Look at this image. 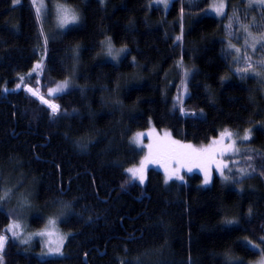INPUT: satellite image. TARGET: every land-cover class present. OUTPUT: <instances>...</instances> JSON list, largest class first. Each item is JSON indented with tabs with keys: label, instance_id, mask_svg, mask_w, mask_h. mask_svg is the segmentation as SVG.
<instances>
[{
	"label": "trees",
	"instance_id": "16d2710c",
	"mask_svg": "<svg viewBox=\"0 0 264 264\" xmlns=\"http://www.w3.org/2000/svg\"><path fill=\"white\" fill-rule=\"evenodd\" d=\"M69 1L80 24L43 40L29 0H0V165L34 186L36 227L54 216L69 233L62 257L40 260L9 236L0 210V264H246L264 254V94L226 45L229 16L247 0H227L223 19L200 16L210 0L166 10L150 0ZM105 38L127 47L116 63L101 57ZM183 65L188 94L178 100ZM68 78L70 89L49 94ZM150 124L194 144L225 130L252 137L239 143V170L214 174L207 188L197 173L165 183L153 168L140 185L126 173L140 157L130 141Z\"/></svg>",
	"mask_w": 264,
	"mask_h": 264
},
{
	"label": "rangeland",
	"instance_id": "374dc122",
	"mask_svg": "<svg viewBox=\"0 0 264 264\" xmlns=\"http://www.w3.org/2000/svg\"><path fill=\"white\" fill-rule=\"evenodd\" d=\"M21 0H12L13 5L20 3ZM104 0L103 3H105ZM152 5H159L164 10L168 9L173 0H150ZM38 25L39 32L43 40H47L48 36L58 35L68 28L77 26L81 21V12L79 8L69 0H29ZM222 7V11H218ZM70 9L78 17L74 23H69L65 27H61L60 20L62 16V9ZM243 9H234L229 16V27H232L228 32L227 49L234 53V63L237 70L243 72L244 69H250L245 73L246 76L252 77L257 82V87L261 89L264 94V17L263 20L258 19L255 10L259 9L264 13V0H247ZM244 11L246 14H244ZM227 12V0H210L208 7L200 13V16L209 15L217 19H223ZM248 16L245 20L244 17ZM264 15V14H263ZM261 34V35H260ZM232 39V40H231ZM109 44L111 45L112 55H109ZM126 49V46H115L109 38H105L102 44L101 57L103 60L118 62L126 53L119 52L120 49ZM118 54V56H117ZM233 55V54H232ZM112 56H117L113 59ZM234 68V69H235ZM41 69V65H36L35 70ZM188 68L181 66L182 80L180 82V96L178 100H183L188 94L187 81L189 79ZM245 72V71H244ZM242 75V74H241ZM23 77V76H22ZM67 81L68 87L64 91L52 94L50 90L57 88L58 85L64 84ZM39 82V81H38ZM74 85L71 78L60 80L49 89V94L57 95L64 93ZM24 90L35 98L40 104L44 105L52 113L50 105L54 103L45 99L39 90H35L29 85H25ZM47 101V103H45ZM56 105V104H54ZM187 114V113H186ZM189 114V113H188ZM225 131L230 132L231 137H223L221 134ZM218 137L211 139L205 144H194L189 141L178 140L172 137L169 131H160L152 124L144 130H139L134 133L131 138V144L140 152L138 161L129 165L126 168V173L131 177L132 173L129 169H140L144 165L142 174L144 182L147 179V171L150 168L160 171L163 174L164 182L167 176L172 178L168 180L171 182H185L186 176L192 173H197L201 176L200 185L207 188L211 185L213 175L217 174L222 179L225 178V171L232 165V169L239 170V163L242 161L239 152V143L247 142L252 137L250 130L239 132L225 130ZM248 131L249 139L244 140L243 137ZM141 135L140 143H134V138ZM190 145L191 147H182ZM237 150H232V149ZM227 149V150H226ZM146 158H148L146 160ZM227 165V167H224ZM191 169V171H189ZM10 169H6L2 164L0 165V196H4L9 189L11 191L7 198L0 201V210L8 214L10 222L7 227V232L10 237L15 239L20 244H24L32 249V252L40 260L58 258L64 255V245L69 236V233L64 231L58 224V218L48 216L44 224L36 227L34 220L42 218V212L33 203L34 186H30L22 179H15L14 175L10 173ZM222 172V174H221ZM173 173L183 176V180L176 178ZM209 176V182L204 183L205 176ZM134 180L140 183L139 173ZM18 225L19 227H13ZM13 231L16 235H13ZM4 237V236H2ZM7 239V236H5ZM5 239V240H6ZM5 242V241H4ZM246 242L250 247L256 251L261 252V247L249 239ZM59 248V253L50 251V249ZM3 248L0 249L2 252ZM246 264H264V254L252 260L245 262Z\"/></svg>",
	"mask_w": 264,
	"mask_h": 264
},
{
	"label": "snow or ice",
	"instance_id": "6c2138e0",
	"mask_svg": "<svg viewBox=\"0 0 264 264\" xmlns=\"http://www.w3.org/2000/svg\"><path fill=\"white\" fill-rule=\"evenodd\" d=\"M14 2H16V0H14ZM100 2L103 3L104 0H100ZM218 11H222V7L220 9H218ZM77 20H78V17L70 9H67V8L62 9V16H61V20H60L61 27H65L69 23H74ZM125 51H126V49H123V48L119 50V52H125ZM109 55H112V49H111V45L110 44H109ZM117 56H118V54H117ZM117 56H112V58L116 59ZM261 64L264 65V62H261ZM250 67L251 66H249V69H250ZM249 69H244L243 71L247 72V71H249ZM17 87H19V85H17ZM67 87H68V83H67V81H65L64 84L58 85L57 88H55L53 90H50V91H51L52 94H56V93H60V92L64 91V89H66ZM45 103H47V101H45ZM50 106L52 108L53 114L55 115L59 111L58 106L54 105V104L50 105ZM221 135L223 137H229L230 138L232 134L230 132L225 131ZM141 139H142L141 135L138 134L137 137L134 138V143H140ZM243 139L244 140H248L249 139L248 131H246V134L243 137ZM182 147L190 148L191 146L190 145H185V146H182ZM232 150H237V149L233 148ZM147 159L148 158H146V160ZM143 167H144V165L142 164L140 169H129L128 170L129 172L132 173L133 177H136L138 175V173H139L140 183H144V176L142 174ZM224 167H227V165H224ZM189 171H191V169H189ZM221 174H222V172H221ZM173 175H176L177 179L183 180V176H179V175H177L175 173H173ZM0 178H2V176H0ZM171 178H172L171 176H167L166 179H165V183H168V180L171 179ZM225 179H227V177H225ZM208 182H209V176L206 175L204 183L207 184ZM10 191H11V189L7 190L5 192V194H4V196H0V201H2L3 199L7 198V195L9 194ZM226 223L231 224V223H234V222L233 221H226ZM13 227H19V226L15 225ZM13 235H16L15 231H13ZM5 239H6L5 237H0V249L3 248ZM261 239H262V241H264V238H261ZM50 251H55V252L59 253L60 249L59 248L50 249Z\"/></svg>",
	"mask_w": 264,
	"mask_h": 264
},
{
	"label": "crops",
	"instance_id": "0c3cea01",
	"mask_svg": "<svg viewBox=\"0 0 264 264\" xmlns=\"http://www.w3.org/2000/svg\"><path fill=\"white\" fill-rule=\"evenodd\" d=\"M258 13H259V9H258ZM264 13H263V11H262V13L260 12V14H258V15H256L257 17H258V19H261V21L263 20V17H264V15H263ZM261 35V34H260Z\"/></svg>",
	"mask_w": 264,
	"mask_h": 264
}]
</instances>
